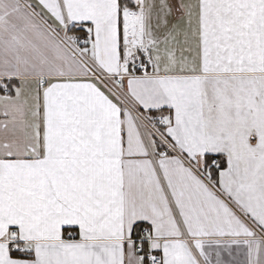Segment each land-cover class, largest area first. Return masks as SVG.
Wrapping results in <instances>:
<instances>
[{
    "label": "snow or ice",
    "instance_id": "obj_1",
    "mask_svg": "<svg viewBox=\"0 0 264 264\" xmlns=\"http://www.w3.org/2000/svg\"><path fill=\"white\" fill-rule=\"evenodd\" d=\"M0 264H264V0H0Z\"/></svg>",
    "mask_w": 264,
    "mask_h": 264
}]
</instances>
